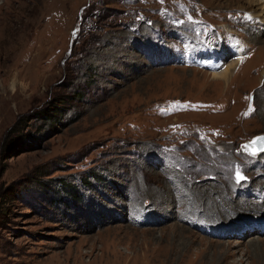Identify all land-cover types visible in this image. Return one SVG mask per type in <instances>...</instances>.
Here are the masks:
<instances>
[{"label":"rangeland","instance_id":"1","mask_svg":"<svg viewBox=\"0 0 264 264\" xmlns=\"http://www.w3.org/2000/svg\"><path fill=\"white\" fill-rule=\"evenodd\" d=\"M246 1L0 0V264H264Z\"/></svg>","mask_w":264,"mask_h":264},{"label":"bare ground","instance_id":"2","mask_svg":"<svg viewBox=\"0 0 264 264\" xmlns=\"http://www.w3.org/2000/svg\"><path fill=\"white\" fill-rule=\"evenodd\" d=\"M245 5L246 6H245L244 10H245V13H246L249 20L257 21L258 23H264V0H247ZM245 60H246L245 57L239 56L236 59V61H234L235 62L234 64H231L228 67H226V69L223 70L221 73H217V74L214 73L213 79L216 80L217 82H220V83L222 82L224 84L227 83L231 79V77L233 80L235 78V76L237 75V72L239 71V70H237V68H239L241 66V63H243ZM235 70H236V72L233 73ZM232 74H233V76H232ZM263 75H264V69L262 68L260 70L259 80L263 77ZM20 76H21V72L15 71V74H13V77L10 78L11 79V83H10L11 91H16V86H17L16 85L17 84L16 79H19ZM22 80H23V78H22ZM20 86H21V84H20ZM23 90H25V89L23 88ZM246 144H249V143H246ZM258 154H260V153H257L256 155H258ZM256 155H253V156L255 157Z\"/></svg>","mask_w":264,"mask_h":264},{"label":"snow or ice","instance_id":"3","mask_svg":"<svg viewBox=\"0 0 264 264\" xmlns=\"http://www.w3.org/2000/svg\"><path fill=\"white\" fill-rule=\"evenodd\" d=\"M250 18V17H249ZM189 19H191L189 17ZM251 106L249 107V111H251ZM258 142H260L259 147H257ZM246 151H248L251 155H256L259 151H264V137H255L253 140L243 146ZM246 177H244L239 170L236 172V180L237 182H240L241 180H244Z\"/></svg>","mask_w":264,"mask_h":264},{"label":"water","instance_id":"4","mask_svg":"<svg viewBox=\"0 0 264 264\" xmlns=\"http://www.w3.org/2000/svg\"><path fill=\"white\" fill-rule=\"evenodd\" d=\"M256 137H264V135H261V136H256ZM255 138V137H254ZM253 140V139H252ZM252 140H250V141H252ZM250 141H249V143H250ZM259 144H260V142H258V144H257V147H259ZM262 151H259V152H257V153H261Z\"/></svg>","mask_w":264,"mask_h":264}]
</instances>
